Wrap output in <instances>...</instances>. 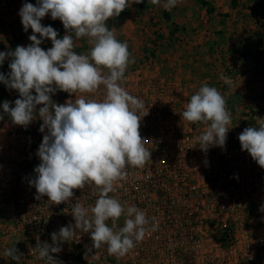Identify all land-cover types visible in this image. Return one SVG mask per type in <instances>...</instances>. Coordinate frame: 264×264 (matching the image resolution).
<instances>
[{
	"label": "clouds",
	"instance_id": "9594fccd",
	"mask_svg": "<svg viewBox=\"0 0 264 264\" xmlns=\"http://www.w3.org/2000/svg\"><path fill=\"white\" fill-rule=\"evenodd\" d=\"M150 2L158 5L161 0ZM177 2L165 0L162 6L171 11ZM133 3L143 0H37L36 6L24 3L18 14L24 31L32 30V43L0 52V64L6 56L12 58L11 71L7 76L0 73V82L17 90L20 96L14 107H10L9 101L2 105L12 122L28 126L37 116L36 106L43 105L38 110L43 121L39 131L44 133L47 129V133L37 152L41 163L35 167V178L30 181L36 189L35 199L47 196L51 203L59 205L71 202L73 189L88 185L94 193L98 192L94 205L75 203L71 208L75 224L53 232L52 244L37 242L35 249L45 264H62L50 253L62 251L60 244L72 241L76 230L90 232L95 249L106 245L108 254L116 257L128 254L149 230L150 220L143 210L135 205L125 207L127 202L122 204L109 195L116 191L119 182L127 180L128 166L143 168L151 157L139 131L141 118L148 110L138 115V110L145 107L144 101L122 86L125 72L135 60L127 42L118 40L115 30L106 23ZM48 14L62 22L67 31L62 38H57L53 27L42 25L41 20ZM83 37L88 38L91 48L86 54H78L74 50L75 40ZM44 38L52 43L47 51L40 47ZM222 79L228 82L227 77ZM101 86L102 99L83 95L95 94ZM58 90L75 94V100L57 105L50 94ZM181 116L190 123L207 125L206 131L197 137L202 150L225 145L231 113L216 87L201 86L190 97ZM238 139L242 150L264 168V121L259 127L245 128ZM122 215L124 226L114 231ZM109 219L113 227L106 224ZM151 220L155 221V217ZM157 229L158 221L150 230ZM5 255L16 261L21 258L14 246L7 248Z\"/></svg>",
	"mask_w": 264,
	"mask_h": 264
},
{
	"label": "built area",
	"instance_id": "2783aa9c",
	"mask_svg": "<svg viewBox=\"0 0 264 264\" xmlns=\"http://www.w3.org/2000/svg\"><path fill=\"white\" fill-rule=\"evenodd\" d=\"M162 82L147 80L135 87L122 82L129 94L144 101L137 114L148 110L139 131L151 159L143 168L128 166L127 180L109 193L127 202L125 207L135 205L146 213L150 223L144 239L116 257L108 254L106 245L95 249L90 232L76 230L72 241L60 244L62 251L50 254L62 264H264V168L241 147L202 150L193 124L181 116L186 104L180 92L173 90L174 83ZM168 88L172 108L159 101ZM83 95L102 99L103 86ZM75 98L66 93L63 104ZM255 116L247 112L244 128L256 127ZM42 123L38 114L28 126L12 123L0 139L6 149L5 165H0V201L8 207L9 232L17 237L21 258L16 264H45L35 249L37 242L52 244L53 232L75 224V203L87 207L98 198L86 185L73 189L70 203L57 205L47 196L35 199L30 181L41 163L37 152L47 133L39 131ZM124 221L122 215L113 230L122 228ZM157 221L158 229L151 231ZM106 224L113 227L111 219Z\"/></svg>",
	"mask_w": 264,
	"mask_h": 264
},
{
	"label": "crops",
	"instance_id": "0c3cea01",
	"mask_svg": "<svg viewBox=\"0 0 264 264\" xmlns=\"http://www.w3.org/2000/svg\"><path fill=\"white\" fill-rule=\"evenodd\" d=\"M205 1L210 6H202L199 0H178L176 7L168 11L162 6L165 0H161L158 5L143 0V3H133L126 8L127 12L121 21L109 18L106 23L110 29L115 30L118 40L127 42L134 64L144 54L147 55L142 53L144 41H147L143 33L150 32V37L153 33L162 34V38L168 42L164 45L163 50L166 49L160 59L158 56L153 58L147 66L137 64L133 67L134 64H130L125 72L126 84L135 87L144 81L161 78L158 80L175 84L173 90L181 91L185 104L201 86L207 84L216 87L231 113V123L223 147L242 148L238 137L245 129L243 122L247 112L256 114V127L264 121V0ZM24 3L36 6L37 0H0V52L14 51L17 46L27 47L32 43L29 40L32 30L29 28L27 32L24 31L18 14ZM209 9L213 11L210 13ZM41 23L53 27L58 32L57 38L67 34L62 22L59 19L53 20L50 14ZM174 26L177 30L172 36ZM36 35L39 39V34ZM152 40L155 43L158 39L152 37ZM75 45L74 50L78 54H86L91 48L87 37L76 39ZM40 47L47 51L52 47L51 40L44 38ZM11 59L6 56L0 64V73L5 76L11 71ZM231 63L235 66L234 73L228 71ZM186 66L191 67L196 76ZM163 75H166L164 79ZM222 77H227L228 82ZM171 89L168 88L166 96L159 99L167 108L173 107ZM32 94L35 95L34 90ZM65 95L66 92L59 90L50 94L57 105L64 103ZM76 95L79 96V93ZM18 98L17 90L9 89L0 82V117H3L0 119V139L5 137L13 123L2 105L9 101L10 107H14V101ZM37 109L38 105V114ZM149 114H152V110ZM204 126L207 128L206 124ZM5 159V144L0 141V165H5ZM7 208L6 203L0 201V264L9 261L3 262L8 259L5 250L15 247L17 242V237L9 232Z\"/></svg>",
	"mask_w": 264,
	"mask_h": 264
},
{
	"label": "rangeland",
	"instance_id": "374dc122",
	"mask_svg": "<svg viewBox=\"0 0 264 264\" xmlns=\"http://www.w3.org/2000/svg\"><path fill=\"white\" fill-rule=\"evenodd\" d=\"M143 37H144V39L145 40H147V41H144L145 42V44H146V46H145V44L143 45L144 46V48H143V50H142V53L144 54V53H146L147 55H145L144 54V56H142V58H140L139 60H137L136 61V64H134V65H132L133 67H135L137 64H139V66H147V65H149V63L152 61V59L153 58H156L157 56H158V58L160 59V57H161V55H163V52H165L164 50L166 49V47H165V49L163 50V48H164V45H166L168 42H166L165 41V39L164 38H162L163 37V35L162 34H157V33H153L152 34V37H156L158 40L154 43L153 42V40H152V37H150V32H148V33H143ZM149 44V45H148ZM166 61V60H165ZM181 63H182V61H181ZM183 64H185V63H183ZM232 66L234 67V64H230L229 65V67H228V71L229 72H233L234 73V68H232ZM188 67V68H187ZM186 68L189 70V69H191L192 70V68L191 67H189V66H186ZM166 71H168V69L166 70ZM193 71V70H192ZM164 77H163V79L165 78V76L166 75H163ZM193 76H196V74L194 73V71H193ZM161 77V76H160ZM176 78H178V77H176ZM158 79H161V78H158ZM158 79H155V80H158ZM172 79H174L175 80V78L173 77ZM153 80V79H152ZM177 81H179V80H177ZM158 82H162V80H158ZM180 82V81H179ZM162 83H165V81H163ZM179 97L181 98L182 97V94H181V91L179 90ZM163 94H164V92H162ZM161 93V94H162ZM166 95L164 94L163 95V97H165ZM193 123H191V125H192ZM202 124V125H201ZM192 127H193V132L195 133L194 135H196V136H200V135H202L205 131H206V128H205V126L203 127V123H195V124H193L192 125ZM167 155H165V157H166ZM150 159H151V157H150ZM150 161V160H149ZM148 161V162H149ZM9 260V261H8ZM5 261H8V262H6L5 264H16V260H14V259H12L11 257H8V259L6 258V260H3V262H5ZM2 264V263H1Z\"/></svg>",
	"mask_w": 264,
	"mask_h": 264
},
{
	"label": "trees",
	"instance_id": "16d2710c",
	"mask_svg": "<svg viewBox=\"0 0 264 264\" xmlns=\"http://www.w3.org/2000/svg\"><path fill=\"white\" fill-rule=\"evenodd\" d=\"M201 5L204 6V7H208L210 6V3H208L207 1L205 0H199ZM213 10L212 9H209V12L211 13ZM127 12V10L125 9L123 12L120 13V15L118 17H114L113 19L115 21H121L122 20V16ZM165 16L168 17V15L164 12ZM169 18V17H168ZM177 30V27L174 26L172 27V31H171V35L174 36L175 35V32ZM0 69H1V66H0Z\"/></svg>",
	"mask_w": 264,
	"mask_h": 264
}]
</instances>
